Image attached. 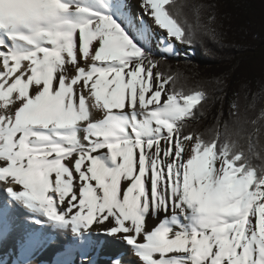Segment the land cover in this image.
I'll return each instance as SVG.
<instances>
[{"label":"snow or ice","instance_id":"1","mask_svg":"<svg viewBox=\"0 0 264 264\" xmlns=\"http://www.w3.org/2000/svg\"><path fill=\"white\" fill-rule=\"evenodd\" d=\"M139 7L0 0V242L70 235L82 255L117 246L110 264H264L260 129L217 122L206 139L191 122L210 96L161 71L207 30L203 6Z\"/></svg>","mask_w":264,"mask_h":264},{"label":"trees","instance_id":"2","mask_svg":"<svg viewBox=\"0 0 264 264\" xmlns=\"http://www.w3.org/2000/svg\"><path fill=\"white\" fill-rule=\"evenodd\" d=\"M188 2L203 6L200 22L207 30L197 31L191 58L167 59L161 71L179 73L186 89L200 87L210 96L199 120L191 122L196 132L207 139L217 122L223 132L239 121L249 133L259 128L264 144V0ZM189 18L195 25L191 13Z\"/></svg>","mask_w":264,"mask_h":264},{"label":"bare ground","instance_id":"3","mask_svg":"<svg viewBox=\"0 0 264 264\" xmlns=\"http://www.w3.org/2000/svg\"><path fill=\"white\" fill-rule=\"evenodd\" d=\"M140 0H128V3L133 12L141 13L139 7ZM147 19V17H145ZM149 23L151 21L149 20ZM97 118L101 117V113H96ZM6 194L3 192V187L0 185V199L5 198ZM156 221L152 222L154 226ZM100 239L107 240V237ZM21 232L14 231L7 239L0 242V262L2 264H14L17 260H30L31 264H56V261L61 259H70L74 264H81L83 260L86 264L89 258L97 260V264H110V257L117 246L106 244V246L99 252L88 250L86 255H82L81 251L76 250L71 243V236L55 237L54 242L48 243L43 247H27L21 246ZM120 251H126L123 246H118ZM71 249L70 253L69 250Z\"/></svg>","mask_w":264,"mask_h":264},{"label":"rangeland","instance_id":"4","mask_svg":"<svg viewBox=\"0 0 264 264\" xmlns=\"http://www.w3.org/2000/svg\"><path fill=\"white\" fill-rule=\"evenodd\" d=\"M177 49H178V51H180L181 56L179 58L169 57L168 59H170V60L171 59H176V60L185 59L184 53H188L187 58H191L195 52V50L192 46L188 47L187 45H184V44H177Z\"/></svg>","mask_w":264,"mask_h":264}]
</instances>
